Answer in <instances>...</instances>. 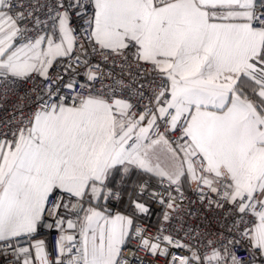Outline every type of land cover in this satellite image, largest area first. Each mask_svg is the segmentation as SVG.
Wrapping results in <instances>:
<instances>
[{
  "label": "snow or ice",
  "instance_id": "obj_1",
  "mask_svg": "<svg viewBox=\"0 0 264 264\" xmlns=\"http://www.w3.org/2000/svg\"><path fill=\"white\" fill-rule=\"evenodd\" d=\"M117 57L140 79L106 84ZM24 85L0 128V256L264 260V0H0V91Z\"/></svg>",
  "mask_w": 264,
  "mask_h": 264
},
{
  "label": "built area",
  "instance_id": "obj_2",
  "mask_svg": "<svg viewBox=\"0 0 264 264\" xmlns=\"http://www.w3.org/2000/svg\"><path fill=\"white\" fill-rule=\"evenodd\" d=\"M18 2H22L27 4V0H18ZM95 60H102V58L97 55L94 57ZM117 61V66L112 67V60L110 59L107 64H102V67L105 71V73H112V76L107 77L105 80V83H109L113 77H116L119 79L121 76L127 80L129 78V75H131L136 78L140 79L137 77L135 74L137 72V68L134 62L131 60L129 63L131 64V68L129 69L126 65L121 67L122 65V58H115ZM30 87V85H24L19 88L18 91L14 92H9L7 95H5L2 91H0V128H3L4 124L7 123L8 127L14 128L17 126L16 120L14 119V110L16 109V106L18 104H23L25 106V111L28 110V105L30 103L28 97L24 96L25 91ZM194 188L195 185H192ZM185 195L189 197L190 200H196L197 197L195 194L189 189L187 186H185ZM154 207H156L154 205ZM193 211L198 212V218H193L190 219V223L195 225V224H200V225H210L213 231L219 232L223 231L221 228V224L224 223V221L221 218V213L217 211L213 212H205L202 206L199 204H194L192 205ZM157 217L153 216L150 224H151V229L149 232V235L151 234V231L155 230V226L157 224ZM57 233L56 231L49 230L47 228H44L40 231L38 235L35 236V240H44L46 242V245L50 251H53L54 254V243L56 240ZM35 241H21L22 244H27V243H34ZM135 248V242L131 243L128 245L129 250H133ZM245 244L242 242L239 248L237 249L238 255L236 256V259L238 261H251L252 256L249 255V253L245 250ZM131 251L126 252V255H130ZM137 255L145 260H149L151 264H167L166 260L163 257L160 258H149L145 257L144 253L142 251L137 252ZM0 264H13L12 257L8 256L7 258L0 256ZM135 264V262H134ZM254 264H264V260L257 259Z\"/></svg>",
  "mask_w": 264,
  "mask_h": 264
}]
</instances>
